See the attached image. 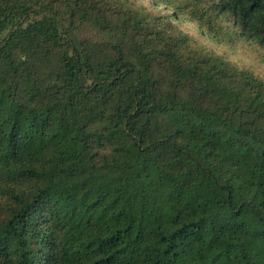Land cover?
Masks as SVG:
<instances>
[{"label":"trees","instance_id":"obj_1","mask_svg":"<svg viewBox=\"0 0 264 264\" xmlns=\"http://www.w3.org/2000/svg\"><path fill=\"white\" fill-rule=\"evenodd\" d=\"M148 2L0 0V264H264V0Z\"/></svg>","mask_w":264,"mask_h":264},{"label":"rangeland","instance_id":"obj_2","mask_svg":"<svg viewBox=\"0 0 264 264\" xmlns=\"http://www.w3.org/2000/svg\"><path fill=\"white\" fill-rule=\"evenodd\" d=\"M138 2L142 3L143 5L148 6V0H137ZM160 11L164 12L163 8H157ZM168 14V12H165ZM174 27L181 30L182 32L187 31L194 35L204 46L209 48L210 50L214 51L215 53L223 55L229 61L234 63L243 65L246 68H250L254 70L258 74L264 75V48L256 46L251 42H246L248 52L245 54L238 53L235 49H230L226 47H222L212 40L207 38L206 36L202 35L193 25L186 23L185 25L180 24L178 21L171 19ZM229 25L232 24L230 20L227 21Z\"/></svg>","mask_w":264,"mask_h":264}]
</instances>
